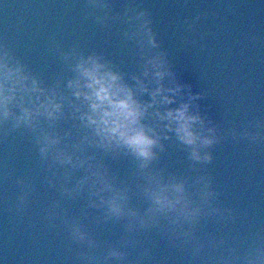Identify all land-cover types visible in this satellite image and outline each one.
<instances>
[{
    "label": "water",
    "instance_id": "obj_1",
    "mask_svg": "<svg viewBox=\"0 0 264 264\" xmlns=\"http://www.w3.org/2000/svg\"><path fill=\"white\" fill-rule=\"evenodd\" d=\"M109 17L98 23L87 0H0V50L7 48L26 65L45 85L56 86L73 101L80 104L67 89V79L74 73L71 58L64 60L62 53L75 49L99 55L101 61L121 73L124 81L135 86L133 75L141 76L143 58L138 46L125 39L128 28L121 19L124 5L131 9L128 15L133 23L148 21L156 46L145 45L149 54L164 57L173 77L182 87L176 102L187 99L189 91L200 93L192 101L191 111H198L217 129L219 142L209 148L212 159L197 163L196 173L208 175L218 193L216 204L232 210V219L201 221L198 235L206 238L229 237V243L243 251L253 234L264 236V140L251 142L247 138H233L237 132L252 128L257 121L264 123V0H108ZM145 16L137 20L136 13ZM144 78V77H141ZM147 79V78H144ZM154 85H150L152 87ZM135 91V87H134ZM142 100L151 99L147 92H136ZM163 110V105L160 106ZM81 106V111H83ZM79 113L65 102L64 115L52 126L62 142L70 148L77 144L93 156L91 163L101 161L116 176L118 184L130 189L133 206L146 207L137 185L143 183L136 176L130 156H113L96 147L80 144L86 129ZM146 122H151L149 117ZM264 133V128L255 129ZM163 139V151L156 149L158 159L150 165L169 173L188 174L192 163L187 149L179 145L173 134ZM33 134L23 128L7 136L0 130V264H83L79 253L87 251L85 244L73 241L65 221L78 220L95 239L93 251L102 257L104 251L117 245L127 251V264H209L208 256L224 251L205 248L202 259L191 258L190 246L174 245L157 229L136 232L135 247L120 244L124 235V221L101 219L102 209L87 207V193L65 198L56 187L46 183L51 175L38 153ZM79 155V151H76ZM67 167V166H65ZM61 175L62 169H56ZM74 177L82 170H72ZM30 184L24 208L17 210V197L24 185ZM58 202V207H53ZM49 212H55L49 216ZM85 213H87L85 215ZM234 238V239H232ZM144 249L147 256L141 257ZM111 264H117L113 259Z\"/></svg>",
    "mask_w": 264,
    "mask_h": 264
},
{
    "label": "clouds",
    "instance_id": "obj_2",
    "mask_svg": "<svg viewBox=\"0 0 264 264\" xmlns=\"http://www.w3.org/2000/svg\"><path fill=\"white\" fill-rule=\"evenodd\" d=\"M87 4L93 10L104 12L103 16H95L98 23L117 19L109 17L108 0H87ZM124 9L120 18L127 20L128 28L123 36L138 46L143 58L141 76L132 77L135 91L121 73L109 67L107 61H101L99 55L85 56L73 49L62 53V58L73 61L70 69L74 75L67 79L66 87L80 101V104H74L59 89L58 81L56 86L45 85L5 47L0 50V130L5 136L21 128L31 132L34 143L39 145V156L51 172L46 183L56 187L62 180L59 190L69 199L87 193V207L103 210L97 222L101 219L124 221L120 244L125 247H135L136 232L157 229L174 245L190 246L193 260L202 259L205 248L224 247L223 252L208 256L209 264H264V236L253 234L248 246L241 251L229 243V237L209 235L202 238L198 235L202 219H232L231 209L216 204L218 193L212 187L210 177L204 173L192 174L196 172L197 163L212 159L210 152L202 153L201 149L218 143L220 137L210 119L206 121L198 111L190 110L192 101L197 100L200 93L189 91L186 100L181 99L176 106L168 107L176 102L182 87L190 89L191 86L181 85L174 78L164 82L165 77H173V73L162 55L149 54L145 50L146 44L156 46L148 21L133 23V17L128 15L131 6L125 4ZM144 16L145 12L141 10L135 18L140 20ZM137 91L147 92L151 99L138 98ZM65 102L79 113L81 125L87 130L80 144L96 147L114 157L123 154L132 158L135 174L143 180L137 185L146 202L142 210L132 205L131 189L124 183L118 184L116 176L110 175L101 161L91 163L93 156L86 154V148L77 144L70 148L51 130L64 115ZM149 117L151 122H146ZM260 128H264V123L257 121L252 128L245 127L239 132L231 129L230 134L233 138L239 136L257 142L264 140V133L255 130ZM170 133L187 149V159L192 162L189 165L191 171L186 175L169 173L165 176L163 169L150 167L158 159L156 149H164L162 138L170 139ZM57 168L62 169L61 175L57 174ZM72 170H82V174L74 177V183L68 186L73 179ZM17 183L24 185L17 197V210L20 211L26 204L31 186L20 179ZM58 206L57 202L53 207ZM48 215L54 216L55 212ZM65 224L72 240L87 246V251L79 253L83 264H111L113 259L117 264H127L128 253L122 247L111 245L101 257L93 251L97 242L78 220H66ZM148 254L149 250L144 249L141 257Z\"/></svg>",
    "mask_w": 264,
    "mask_h": 264
}]
</instances>
